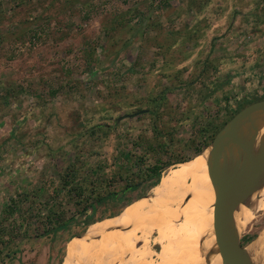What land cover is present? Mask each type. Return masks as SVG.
Masks as SVG:
<instances>
[{
  "label": "rangeland",
  "instance_id": "374dc122",
  "mask_svg": "<svg viewBox=\"0 0 264 264\" xmlns=\"http://www.w3.org/2000/svg\"><path fill=\"white\" fill-rule=\"evenodd\" d=\"M260 99L264 0H0V264H65L107 227L100 221L120 223L133 196L153 186L48 236L22 210L3 220L11 197L44 186V200L69 163L103 162L111 173L130 156L125 168L141 175L159 157L173 162L163 175ZM95 125L107 134L89 135ZM248 227L245 248L264 238V211ZM152 237L147 245L159 251ZM110 246L90 264H123L113 260L122 248Z\"/></svg>",
  "mask_w": 264,
  "mask_h": 264
},
{
  "label": "bare ground",
  "instance_id": "6f19581e",
  "mask_svg": "<svg viewBox=\"0 0 264 264\" xmlns=\"http://www.w3.org/2000/svg\"><path fill=\"white\" fill-rule=\"evenodd\" d=\"M257 118L264 130V114L259 113ZM210 148L204 147L196 157L164 173L143 200L122 209L120 223L100 221L99 226L107 227L76 247L65 264H90L110 245L114 252L122 248L112 258L125 264H223L213 234L215 185L207 166ZM177 169L183 171L175 172ZM260 211H264V180L233 214L240 240ZM151 237L160 246L159 251L147 245ZM254 243L245 250H255L248 254H256L252 264H264V238Z\"/></svg>",
  "mask_w": 264,
  "mask_h": 264
},
{
  "label": "trees",
  "instance_id": "16d2710c",
  "mask_svg": "<svg viewBox=\"0 0 264 264\" xmlns=\"http://www.w3.org/2000/svg\"><path fill=\"white\" fill-rule=\"evenodd\" d=\"M103 127L104 125L91 126L89 135L94 134L96 131L107 134L108 127H106V130ZM217 129L219 130V128ZM217 129L214 134L218 131ZM156 145L162 146L163 144L159 142ZM205 146L204 143L203 146L198 147L196 153L200 152ZM148 147L152 148L153 146L149 143ZM129 157L126 156L125 162H120L118 166L116 162H112L111 165H116V167L111 173L102 170L105 166L102 164L103 162L95 164L81 163L79 166L75 163H69L59 172L58 182L47 192L44 200H39V197L46 191L44 186L37 187L31 194L19 193L15 198L11 197L9 204L2 209L3 220L9 219L14 213H20L22 210L27 215H20L23 220L29 219V223H38L34 227V230L39 231L37 236H48L57 233L67 226L70 220L75 219L77 215L82 217V223L86 225L89 222L88 213L97 205L143 189L145 186L152 187L159 181L162 172L173 163L171 160L154 158L153 162L146 164L144 170H142L143 174L140 175V173H131L125 168L126 163L133 161ZM137 158L138 164L144 162V155ZM183 160L185 159H180L177 162ZM60 194L62 195L61 198ZM138 195L140 194L132 195L135 197L133 201L143 198L146 194L140 197ZM24 203H28V205L25 208L22 207V209L20 204ZM64 205H71L72 209L69 207L64 208ZM22 234L26 236V233Z\"/></svg>",
  "mask_w": 264,
  "mask_h": 264
},
{
  "label": "water",
  "instance_id": "95a60500",
  "mask_svg": "<svg viewBox=\"0 0 264 264\" xmlns=\"http://www.w3.org/2000/svg\"><path fill=\"white\" fill-rule=\"evenodd\" d=\"M259 113L264 114V99L241 108L205 146L211 147L207 166L215 185L212 225L223 264H252L233 214L264 180V130Z\"/></svg>",
  "mask_w": 264,
  "mask_h": 264
},
{
  "label": "flooded vegetation",
  "instance_id": "af4514ba",
  "mask_svg": "<svg viewBox=\"0 0 264 264\" xmlns=\"http://www.w3.org/2000/svg\"><path fill=\"white\" fill-rule=\"evenodd\" d=\"M157 183H158V182H157ZM157 183H156L155 185H153V189L155 188V186L157 185ZM254 259H255V258H254ZM254 259H253V260H254Z\"/></svg>",
  "mask_w": 264,
  "mask_h": 264
}]
</instances>
